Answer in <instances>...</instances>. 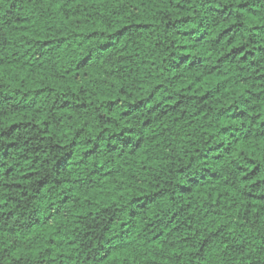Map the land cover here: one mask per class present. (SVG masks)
I'll use <instances>...</instances> for the list:
<instances>
[{"label":"trees","instance_id":"1","mask_svg":"<svg viewBox=\"0 0 264 264\" xmlns=\"http://www.w3.org/2000/svg\"><path fill=\"white\" fill-rule=\"evenodd\" d=\"M0 264H264V0H0Z\"/></svg>","mask_w":264,"mask_h":264}]
</instances>
